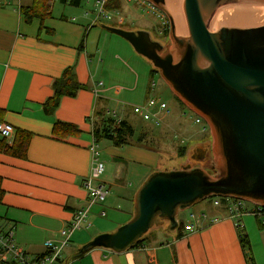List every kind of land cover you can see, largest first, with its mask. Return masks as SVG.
<instances>
[{
  "label": "crops",
  "instance_id": "1",
  "mask_svg": "<svg viewBox=\"0 0 264 264\" xmlns=\"http://www.w3.org/2000/svg\"><path fill=\"white\" fill-rule=\"evenodd\" d=\"M82 2L78 6L72 5L71 0L49 3L53 17L44 22V26L53 31L49 34L46 29L40 31L39 19L27 23L17 8L30 5L32 0L29 4L24 0H13L11 5L0 0V121L15 128L14 135L8 140L10 145L18 130L32 135L26 159L0 153L4 191L0 227L15 232L16 244L31 259L45 255V243L58 241L61 230L68 227L74 214L87 205L89 195L84 185L91 173L93 147L100 151L101 145L106 143L105 153L110 158L105 165V177L102 175L97 182L108 187L109 196L90 211L94 226L91 230L99 228L101 234L113 232L102 227L103 218L110 213L115 214L117 224L123 217L132 218L136 192L150 174L160 169L161 164L159 156L150 151L130 145L118 148L108 140L95 141L94 131L103 128V117L108 111L116 112L118 119L128 120L127 106L133 108L145 104L154 94L157 83L152 87V80L151 84L145 85L143 99L138 104H131L130 96L124 93L138 91L141 77L134 73L133 85H117L112 65L122 60V55L136 63L140 60L126 40L115 38L103 28L104 25H115L94 24L93 20L85 19L91 11L88 16L84 14L85 18L79 15L82 19L78 20L76 17L71 19L74 15H65L69 14L65 8L80 9ZM57 3L64 7L59 16L54 14ZM124 24L120 17L115 27L125 29ZM72 66L84 88L75 98L64 97L55 115L49 116L45 113L44 103L54 95L52 83ZM101 82L104 85L98 97L94 90ZM57 121L76 125L81 135L66 139L55 137L53 129ZM193 149L194 158L203 162L200 159L203 149L197 145ZM125 181L129 185H125ZM199 209L208 214V228L194 232L184 228L182 238L177 237L179 231L160 228L156 234L147 236L143 245L120 254L96 248L78 259L76 252L95 237L77 238L79 246L71 255L82 262L73 264H250V259L253 264H264V226L255 217L246 215L242 218V232H245L249 245L251 242L257 244L255 258L259 256L260 248L262 262L253 257L252 245L249 250L242 246L236 224L225 207H215L211 201L208 206L201 204ZM102 211L106 212L105 217L100 215ZM214 218L219 220L211 223ZM206 221L201 220L198 224L204 225ZM58 264L72 263L63 254Z\"/></svg>",
  "mask_w": 264,
  "mask_h": 264
},
{
  "label": "water",
  "instance_id": "2",
  "mask_svg": "<svg viewBox=\"0 0 264 264\" xmlns=\"http://www.w3.org/2000/svg\"><path fill=\"white\" fill-rule=\"evenodd\" d=\"M147 1L170 19L172 47L146 31L103 28L151 61L179 99L206 121L218 173L190 166L153 172L135 194L129 222L95 237L78 259L96 248L124 253L159 220L177 230L179 213L211 196L264 206V0ZM238 3L257 4L229 6Z\"/></svg>",
  "mask_w": 264,
  "mask_h": 264
},
{
  "label": "rangeland",
  "instance_id": "3",
  "mask_svg": "<svg viewBox=\"0 0 264 264\" xmlns=\"http://www.w3.org/2000/svg\"><path fill=\"white\" fill-rule=\"evenodd\" d=\"M31 0H24L25 4H29ZM89 1V2H88ZM139 0H120V7L119 9L111 10L113 14V21L108 22L109 25L117 26V21L120 17H122L125 21L124 28L130 29L131 31H146L151 34V37L154 41L162 43V45L167 47H172V39H171V22L168 16L158 10V11H151L147 6H140ZM240 4V3H238ZM237 5V4H236ZM114 6L116 4L114 3ZM95 5L93 1L90 0H83L80 9H75L72 7L65 8L66 11H69V14H65L67 17L68 15H74L71 17L76 19L85 18L84 14L88 11H94ZM64 12V7L59 3L54 6V14L56 16L61 15ZM83 14V15H82ZM79 15L83 16L82 18ZM160 15V16H159ZM90 20L95 19L94 15H90L89 17L85 18ZM115 38H119V40H124L123 38L113 35ZM117 36V37H116ZM127 42V41H126ZM133 48V47H132ZM135 51V50H134ZM124 51L119 52L123 54ZM136 58L140 60L139 63H136L135 60L130 61L128 60L126 55H122V60L115 61L112 65L113 75L115 77V82L117 85H129L126 87H130V84L133 85L135 80L134 73L140 75L141 80L139 84V90L135 93L126 92L130 96L131 101L135 104L142 100L145 94L143 88L145 85L151 84V81L154 80L157 83V88L154 90V94L152 95L153 98H163L169 105L171 112L167 115L160 126H155L151 123L145 122L141 117L135 115L133 113V108L128 105L127 111L130 113L128 115V121L130 124L135 128V138L132 142V145L140 149H144L150 151L151 153H155L159 156L160 160V169L157 171H173V170H180L184 167H191V168H203L208 173L215 175L218 173L217 171V164L215 161V156L213 153V144L214 139L208 126V130H203V125H195L194 117L195 113L189 109V107L184 104L179 97L172 91L169 85L163 79L160 71H157L155 66L151 61L145 58L142 55H139L135 52ZM133 83V84H132ZM130 90L131 88H127ZM149 96V95H148ZM119 114V113H118ZM107 117L112 118V113H107ZM208 125V124H207ZM105 142V141H104ZM103 143L101 145V161L104 165H106L107 160H110L107 153H105V145ZM197 145L198 148H202L206 151L205 160L203 162L198 161L194 158L195 151L193 148ZM188 146V152L185 156L179 157L178 151L181 147ZM205 148V149H204ZM124 149V148H123ZM100 155V151L96 147ZM122 150V149H119ZM199 157V155H197ZM196 157V158H197ZM119 162L122 161L121 159L118 160ZM94 166V157H93V164ZM106 167V166H105ZM91 168V170H92ZM105 177V175H103ZM125 185H129L128 181L124 182ZM210 198H206L205 200L193 205L192 207L183 210L179 213L177 217L178 222H183L184 224L192 223L197 224L200 221H192L190 219L191 214H195L198 216L200 213H206L202 211L201 204L204 206H208V202H211ZM109 210V209H107ZM109 212V211H107ZM114 213H110L107 218H103V225L106 229L110 231H115L121 225H125L129 222L127 217H123L122 221L117 224L114 220ZM208 215V214H207ZM211 219V218H210ZM215 219V218H214ZM219 219V218H218ZM213 220V219H212ZM115 221V222H114ZM93 224V223H92ZM254 224V222H253ZM168 221L159 220V225L154 226L146 235L149 236L151 233H157L160 228H168L169 227ZM208 219L203 225V229H198L196 231L204 230L208 228ZM94 227V226H93ZM92 227V228H93ZM91 228V229H92ZM82 229L77 231L73 237V242L71 240L69 248L66 249L64 255L65 259L68 260L70 263L74 262H82L78 261V259H74V256L71 255L74 251V248L79 246V241L77 238H94L97 235L101 234L99 232V228L96 229ZM91 230V231H90ZM171 231V230H170ZM167 230V232H170ZM177 231V230H174ZM173 232V231H171ZM245 234V232H244ZM179 235V234H178ZM178 237V236H177ZM179 238V237H178ZM252 245V255L255 258L256 253H258V246L253 244ZM105 251H110L108 249H104ZM79 251V250H78ZM78 252H76L77 254ZM249 253V257L252 256ZM260 260L262 262V252L259 248V256L255 258V260ZM84 262H91L85 261ZM264 262V261H263Z\"/></svg>",
  "mask_w": 264,
  "mask_h": 264
},
{
  "label": "built area",
  "instance_id": "4",
  "mask_svg": "<svg viewBox=\"0 0 264 264\" xmlns=\"http://www.w3.org/2000/svg\"><path fill=\"white\" fill-rule=\"evenodd\" d=\"M5 5H11L13 0H1ZM57 0H49V3H55ZM94 2V11L91 14L94 15V24L96 23H108L112 22L113 14L111 10L107 8L108 4L112 0H90ZM89 2V1H88ZM140 6H147L151 11H158L159 9L151 2L147 0H139ZM20 10V8L17 6ZM90 14V11L86 12V16ZM160 16V15H159ZM120 19V18H119ZM101 82L99 86L94 90L96 96H101V89L103 87ZM156 83L152 82V87H155ZM192 111V110H191ZM171 110L169 109L168 103L163 98H149L145 104H141L133 107V113L141 117L145 122L160 126L163 119L169 115ZM112 113V118L115 119L116 124H119L122 119H118L116 112L108 111ZM195 125H203L204 131L208 130L206 121L195 113L194 117ZM15 133V128L6 123L0 121V138L9 140ZM94 157V166L91 170L89 178L85 182V189L88 192L89 198L85 208L78 210L72 219L71 224L61 230L60 238L58 241L49 240L45 243L47 253L43 256L31 259L29 256L22 251L16 244L15 232L13 230L4 231L0 227V262L9 264L17 262L19 264H58L62 258L64 251L70 244L73 235L82 229H91L93 227L90 221L91 208L98 204H103L109 196L110 190L103 184H98L100 177L105 171V165L100 160V155L95 147L92 148ZM212 198L213 205L215 207H225L228 216L235 222L238 230H243L242 218L246 215H251L256 218L261 226H264V206L252 201H248L242 198L232 196H219L209 197ZM250 205V207H248ZM102 217L106 216V212L100 213ZM207 220L208 215L206 213H200L198 216L195 214L190 215L192 221ZM219 219L215 218L211 220V223L217 222ZM185 230L194 232L198 229H203V225L187 223Z\"/></svg>",
  "mask_w": 264,
  "mask_h": 264
},
{
  "label": "trees",
  "instance_id": "5",
  "mask_svg": "<svg viewBox=\"0 0 264 264\" xmlns=\"http://www.w3.org/2000/svg\"><path fill=\"white\" fill-rule=\"evenodd\" d=\"M63 3H66L67 0H61ZM72 5H79L82 0H71ZM114 3L116 6H114ZM120 0H112L107 8L109 10L119 9ZM20 13L24 16V19L27 23H31L34 19H39L41 21V30L46 29V32L49 34H53V31L44 26V22L47 19L53 17L52 6L49 5V0H32V3L27 6H22L20 8ZM115 27V26H113ZM85 41V37H84ZM83 45V43H82ZM159 71L158 69H156ZM52 88L54 90V95L49 98L44 103L45 113L49 116H54L58 108L60 107L61 101L64 97L75 98L79 94V92L84 88L82 84L79 83L76 73L75 67H68L64 70L62 76L59 79H56L52 83ZM107 114L103 117V128L100 130L94 131V138L96 143H101L103 140H108L112 142V144L118 148H122L124 146L132 145V142L135 138V128L130 124L128 120H122L119 124H116L113 118H107ZM53 134L57 138L66 139L71 136H80V129L70 123H63L61 121H57L54 125ZM32 135L31 133L24 132L18 130L16 132V137L13 141V144H8V140L0 138V153H4L8 156L26 159L27 158V150L29 143L31 141ZM187 147H181L178 151L179 157L185 156L187 153ZM211 197H219V196H211ZM4 198V191L2 189V178L0 177V204L2 203ZM212 199V198H210ZM260 224V223H259ZM184 223L179 222V226L177 231H179V238L183 237L181 230L184 229ZM243 230H238L240 235V240L242 246L249 250L250 245L248 242V238ZM145 236L137 242L132 248H136L144 244ZM250 264L252 263V259H250Z\"/></svg>",
  "mask_w": 264,
  "mask_h": 264
},
{
  "label": "bare ground",
  "instance_id": "6",
  "mask_svg": "<svg viewBox=\"0 0 264 264\" xmlns=\"http://www.w3.org/2000/svg\"><path fill=\"white\" fill-rule=\"evenodd\" d=\"M251 4H257V3H240V4H237V5L236 4H231L229 6H244V5H251ZM261 4H263V3H261Z\"/></svg>",
  "mask_w": 264,
  "mask_h": 264
}]
</instances>
